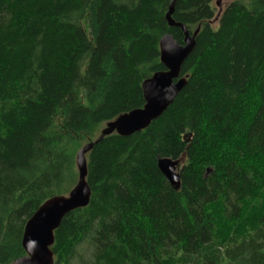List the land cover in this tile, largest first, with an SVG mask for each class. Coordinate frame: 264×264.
<instances>
[{"label":"trees","instance_id":"1","mask_svg":"<svg viewBox=\"0 0 264 264\" xmlns=\"http://www.w3.org/2000/svg\"><path fill=\"white\" fill-rule=\"evenodd\" d=\"M170 1L0 0V264L77 183L78 151L145 104L162 36L184 43ZM215 3L177 0L173 19L199 28L187 83L146 129L86 155L91 199L56 229L54 264H264V0ZM160 157L181 159L179 188Z\"/></svg>","mask_w":264,"mask_h":264},{"label":"water","instance_id":"2","mask_svg":"<svg viewBox=\"0 0 264 264\" xmlns=\"http://www.w3.org/2000/svg\"><path fill=\"white\" fill-rule=\"evenodd\" d=\"M177 0H171L166 19L170 26L182 28L185 34L184 43H179L172 34H165L160 40L161 61L166 69L155 72L143 82L146 103L120 114L106 123V128L98 140L106 135L117 132L128 136L146 129L152 121L159 118L171 105L187 83V76H180L182 65L196 45V35L199 28L191 34L185 24L173 19ZM221 0H218V4ZM222 8H220L219 14ZM219 15L217 14L216 19ZM98 140L85 144L77 154L78 181L68 194L55 195L42 203L26 223L22 238L25 255L15 259L10 264H54L52 245L55 241V231L63 218L70 212L86 207L91 199V188L88 183V167L86 155L92 150ZM181 159L160 157L158 166L161 172L175 187L179 188L180 174L178 167Z\"/></svg>","mask_w":264,"mask_h":264},{"label":"rangeland","instance_id":"3","mask_svg":"<svg viewBox=\"0 0 264 264\" xmlns=\"http://www.w3.org/2000/svg\"><path fill=\"white\" fill-rule=\"evenodd\" d=\"M229 1H231V0H221V3H220L221 7L224 8L228 4ZM215 5H216V3H215ZM216 7L219 10V7L217 5H216ZM215 26H217V22L215 23ZM226 233L227 232L223 233L222 236L226 235ZM80 249H81V251H79V253H78L79 258H83V257L88 256V248L85 245H83Z\"/></svg>","mask_w":264,"mask_h":264},{"label":"bare ground","instance_id":"4","mask_svg":"<svg viewBox=\"0 0 264 264\" xmlns=\"http://www.w3.org/2000/svg\"><path fill=\"white\" fill-rule=\"evenodd\" d=\"M183 90V89H182Z\"/></svg>","mask_w":264,"mask_h":264}]
</instances>
